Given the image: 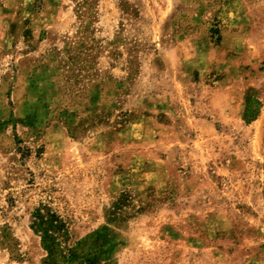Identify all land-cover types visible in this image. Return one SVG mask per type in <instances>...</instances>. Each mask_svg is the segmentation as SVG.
<instances>
[{
	"label": "rangeland",
	"instance_id": "obj_1",
	"mask_svg": "<svg viewBox=\"0 0 264 264\" xmlns=\"http://www.w3.org/2000/svg\"><path fill=\"white\" fill-rule=\"evenodd\" d=\"M90 1L0 0V264H264V0Z\"/></svg>",
	"mask_w": 264,
	"mask_h": 264
},
{
	"label": "trees",
	"instance_id": "obj_2",
	"mask_svg": "<svg viewBox=\"0 0 264 264\" xmlns=\"http://www.w3.org/2000/svg\"><path fill=\"white\" fill-rule=\"evenodd\" d=\"M93 2L90 0H83V2L80 4L81 8L83 9L82 12V16H84L85 19H87V21L91 20L92 17V5ZM81 10V9H80ZM213 33H218V29H216L215 31H213ZM219 41H220V37H219Z\"/></svg>",
	"mask_w": 264,
	"mask_h": 264
}]
</instances>
